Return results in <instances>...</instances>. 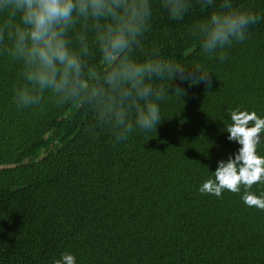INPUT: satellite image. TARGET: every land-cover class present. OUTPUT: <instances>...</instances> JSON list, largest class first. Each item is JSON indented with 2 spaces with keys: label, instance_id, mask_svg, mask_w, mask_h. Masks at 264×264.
<instances>
[{
  "label": "trees",
  "instance_id": "1",
  "mask_svg": "<svg viewBox=\"0 0 264 264\" xmlns=\"http://www.w3.org/2000/svg\"><path fill=\"white\" fill-rule=\"evenodd\" d=\"M236 3L254 22L222 61L201 59L156 9L147 39L212 73L170 81L156 130L122 140L93 129L75 101L58 107L45 94L42 106L17 108L18 66L0 58V264H53L66 251L78 264H264V210L240 193L198 191L239 147L224 131L230 110L264 115V0ZM210 10L194 3L192 16ZM250 191L264 194V183Z\"/></svg>",
  "mask_w": 264,
  "mask_h": 264
},
{
  "label": "clouds",
  "instance_id": "2",
  "mask_svg": "<svg viewBox=\"0 0 264 264\" xmlns=\"http://www.w3.org/2000/svg\"><path fill=\"white\" fill-rule=\"evenodd\" d=\"M194 3L211 10L192 16ZM156 9L182 26L184 38L196 41L201 59L218 61L234 41L245 39L255 16L236 0H0V58L18 66L15 106L40 107L49 94L58 107L75 101L88 109L91 127L108 129L116 140L135 129L156 130L169 82L189 69L205 81L212 73L162 55L160 43L147 39ZM228 119L227 139L239 147L217 161L198 191L240 193L246 206L264 210V194L250 191L264 183V155L258 151L264 115L235 108ZM53 264L78 262L66 251Z\"/></svg>",
  "mask_w": 264,
  "mask_h": 264
}]
</instances>
